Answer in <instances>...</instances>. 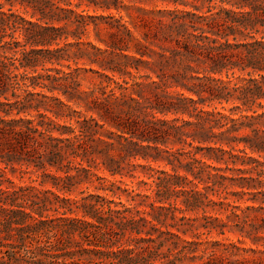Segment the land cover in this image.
<instances>
[{
    "label": "trees",
    "instance_id": "obj_1",
    "mask_svg": "<svg viewBox=\"0 0 264 264\" xmlns=\"http://www.w3.org/2000/svg\"><path fill=\"white\" fill-rule=\"evenodd\" d=\"M194 2L189 11L158 12L150 33L140 38L121 24L125 36L118 44L100 40L126 60L115 63L104 55L107 50L81 42L89 25L97 39L101 31L115 36L112 24L96 23L101 16L77 11L82 0H0V184L11 183L7 170L18 166L21 174L31 168L32 181L49 180L57 191L87 180L113 197L118 198L115 190L127 197L126 203L99 194L71 200L37 186H0V264H184L205 255L202 264H231L213 261L220 243L183 240L178 233L196 220L176 213L218 207L236 218L240 232L255 229L229 200L247 192H229V178L204 160L241 157L256 169L261 163L252 156L264 158V0ZM100 7L118 10L106 1ZM15 8L30 10V18ZM69 36L74 42H67ZM72 46L77 49L69 53ZM130 47L137 57L122 54ZM71 56L99 67L91 70L98 83L87 79L96 91L81 89L78 70L64 64ZM69 102L96 117L73 110ZM11 115L16 118L4 119ZM62 117L67 124L56 122ZM168 143L177 147L168 149ZM159 159L171 173L150 166ZM99 164L120 179L91 171ZM137 168L149 180L138 181L143 193L121 186ZM203 217L206 234L217 228L223 234L226 224ZM195 245H204L202 255Z\"/></svg>",
    "mask_w": 264,
    "mask_h": 264
},
{
    "label": "rangeland",
    "instance_id": "obj_2",
    "mask_svg": "<svg viewBox=\"0 0 264 264\" xmlns=\"http://www.w3.org/2000/svg\"><path fill=\"white\" fill-rule=\"evenodd\" d=\"M95 2L96 5L90 4L89 7H85V4H89L88 0H82V5L78 12L81 10L85 11V14L90 16H101V20H96V23L100 24V26L104 27L105 24L110 23L113 26V31L115 32V36L109 37L104 31L98 33V39L95 32L92 30V25H89L87 28L85 35L81 37V42H89L96 47L107 50L105 52V56L109 60H113L115 63H123L126 60L122 57L118 50H112L107 48L105 44L101 43L100 40L111 44H118V38L124 37V29L120 27L121 24H124L128 30H130L133 36L140 38L143 33H150L149 24L154 18L159 17L160 14L158 12H166L172 10H185L189 11L192 10L191 4H198L195 3L194 0H92ZM106 1L110 4H116L118 10L113 8L109 10H104L102 6L103 2ZM176 1V2H174ZM72 3L78 2V0H71ZM180 2L186 3V6L183 7L179 5ZM18 9V8H15ZM205 8L201 10L204 12ZM20 15L25 17L26 19L30 18V10H23L19 8L17 10ZM56 26L61 25L55 23ZM73 28L68 27V32H72ZM67 42L72 43L74 42L72 37H68ZM143 42V41H142ZM132 46V44L130 45ZM82 51H91L87 46L80 45L78 46ZM76 47H68L67 50L69 53L76 51ZM122 54H126L129 56L138 55L134 52V49L130 47L128 51L122 52ZM74 57L71 56L69 61H65L64 64H68L71 68H76L78 74V80L81 83V89L84 91H88V88H92L96 91V87L90 84L92 81L93 84H97L99 79L95 74L92 73L91 70L99 71V67L95 64L90 63L87 57H79L77 59H73ZM144 59H147L145 56ZM66 70L65 68H63ZM38 72L40 69L38 68ZM145 70L141 69L140 74H144ZM90 79V82L87 81ZM175 89H170L168 92L171 95H174ZM56 94V93H55ZM59 99L66 103V100L58 95ZM195 98V97H193ZM73 110L81 111L84 115L90 116L96 115L87 112L84 105L77 106L72 102L67 103ZM34 113H32L33 115ZM48 116H51L48 113ZM12 118H16V116L11 115L9 117H5L4 119L9 120ZM26 118H30L27 116ZM166 118H172L171 115L167 116ZM186 119V117H184ZM60 125H65L68 123L65 117H62L56 121ZM54 135L56 133L54 132ZM166 147L169 149H174L177 146L171 143H168ZM162 148V146H160ZM154 153V152H153ZM164 157L165 154H162ZM253 158L258 159L261 163L256 169L254 168V164H250L248 161L243 160L241 157L238 159H228L227 156H224L221 161H205L207 165L214 167L217 169V173L229 178L225 182L229 192H247L246 195L240 199L239 197L231 196L229 200L235 201L234 205L238 206L240 209L243 210L244 216H247L250 222L253 224L255 229H252L248 226L244 228V231L240 232L236 227V218L230 214L229 211L218 207H207L206 213H203L201 209L185 212L184 214L176 213L177 217L184 215L186 218L195 219L194 227L188 228L185 234L178 233L179 236L185 241H194V242H208L207 245L210 246L212 242L220 243L218 246H215V256H213V261L223 260L226 263H235L239 261H248V264H264V203H261L263 196L259 192H264V158H258L257 155H253ZM97 162H99L97 160ZM137 163L144 164L143 160H138ZM151 167L156 170H164L171 173L170 166L166 164V161L159 159L157 162H150ZM124 166V163H121ZM18 166H16V171L10 172L7 170V179L11 182L8 183L6 181L1 182L0 186H37L39 189H51V183L49 180H46L45 183L39 184L38 181L34 182L32 180L35 179V173L32 172V169L25 170L24 174L19 172ZM94 173H96L100 177H104L107 180L115 181L120 179L118 175L111 177L105 172L102 166L99 164L97 168L91 169ZM180 175L186 174L183 169L178 170ZM214 172V171H213ZM261 172V174L259 173ZM38 173V172H37ZM48 173L57 176H63V172L55 171V169H49ZM70 174H74V171H70ZM134 178L131 177H123L121 186L124 187L126 184V188L129 190H136L137 192H145V187L138 183V181L143 180L149 182L146 177L144 170L137 168L134 171ZM191 178L190 176H188ZM244 179V180H240ZM39 181L41 178L38 179ZM248 181V182H246ZM261 182V184L258 183ZM249 184V186H247ZM97 185L96 182H91L87 180H83L79 183H75L74 186L71 187L70 191H57L56 189H51L57 195L64 198H69L71 200H77L84 195L88 194H99L102 196H106L108 198H113L114 201L126 203L127 197L126 194L121 193L115 190L117 197H113L109 191H102L95 189ZM202 186V185H199ZM249 187V188H248ZM216 200V197H213ZM251 199V200H250ZM247 207H252L251 209H246ZM145 207H140L143 209ZM237 214H241L240 211H236ZM48 215H52L51 212H48ZM70 217H74V214L68 215ZM203 216H212L213 218L218 219V223L226 224V227H223V234H219L218 231L220 228L212 230L210 234H206V229L202 227L204 224ZM150 219V217H147ZM166 224H170L172 221L167 219ZM168 230L172 232H176L175 229L166 226ZM166 227L161 226V230H165ZM247 232L251 234L248 236ZM193 234H198V237H194ZM141 236H144L141 234ZM196 248V255H202L201 250L204 248V245H195L193 246ZM208 256L205 255L201 260H196L195 262H188L185 261L184 264H202L203 261H206Z\"/></svg>",
    "mask_w": 264,
    "mask_h": 264
}]
</instances>
